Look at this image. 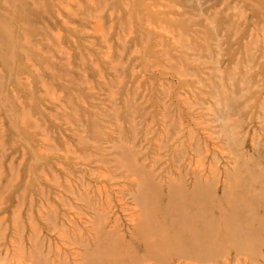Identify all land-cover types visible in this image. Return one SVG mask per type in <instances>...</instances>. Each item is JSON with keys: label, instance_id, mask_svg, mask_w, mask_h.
<instances>
[{"label": "rangeland", "instance_id": "374dc122", "mask_svg": "<svg viewBox=\"0 0 264 264\" xmlns=\"http://www.w3.org/2000/svg\"><path fill=\"white\" fill-rule=\"evenodd\" d=\"M0 264H264V0H0Z\"/></svg>", "mask_w": 264, "mask_h": 264}]
</instances>
